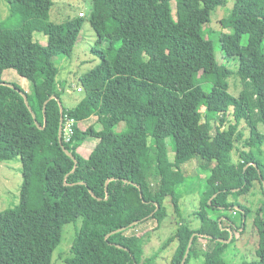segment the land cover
I'll use <instances>...</instances> for the list:
<instances>
[{
  "label": "trees",
  "instance_id": "1",
  "mask_svg": "<svg viewBox=\"0 0 264 264\" xmlns=\"http://www.w3.org/2000/svg\"><path fill=\"white\" fill-rule=\"evenodd\" d=\"M4 2L0 163L20 162L22 183L18 204L0 211V264H52L67 224L75 233L66 264H148L155 257L142 262L141 237L112 239L148 220L161 225L168 216L165 201L176 223L163 244L176 242L170 264H181L191 237L185 264L199 256L202 264H228V243L235 242L236 228L244 233L251 212L238 197L256 186L263 196L252 219L258 245L255 257L242 264H264V134L250 116L251 104L264 106V0H232L219 20L221 31L205 27L212 10L201 0H90L85 21L96 35L91 50L99 62L78 77L83 97L70 109L63 106L52 56H69L64 50L71 38L64 33L73 26L77 34L84 17L54 25L51 0ZM36 33L57 38L60 50L45 53ZM241 56L247 72L235 74L228 63ZM156 69L169 81L171 100L160 93ZM6 70L25 78L29 91L4 81ZM200 71L205 82L196 84ZM232 76L240 85L237 96L229 93ZM61 115L63 123L95 117L101 128L82 131L75 123L65 141L63 131L58 138ZM87 138L98 142L84 160L77 150ZM195 157L204 175L198 209L189 216L198 220L197 229L183 217L175 185L168 187L172 175L182 179L173 168ZM207 209L231 215L212 218ZM237 213L239 223L232 218Z\"/></svg>",
  "mask_w": 264,
  "mask_h": 264
},
{
  "label": "rangeland",
  "instance_id": "2",
  "mask_svg": "<svg viewBox=\"0 0 264 264\" xmlns=\"http://www.w3.org/2000/svg\"><path fill=\"white\" fill-rule=\"evenodd\" d=\"M53 3L52 8L50 9L49 16L51 22L55 25L56 22H63L65 19H77V14L79 12L84 13V26L82 30L78 32V36L76 37V33H73V27L71 31L66 32L64 34L70 35L69 46L66 48V52L69 53L68 57L58 55L52 56V59L55 63V66L58 69L57 81L58 85H60L64 94L61 95V100L64 108L70 109L74 107L80 99L83 97V92L76 93L75 83H77L78 77L82 74L90 71L94 68L99 60L92 53L91 48H93L96 40V35L85 21V17L87 12L90 9V0H51ZM137 2H143V0H133ZM201 3L204 6H208L212 10L211 22L207 24L205 27L214 31H221V27L219 25V20L224 17L228 13V9L232 6V0H201ZM175 5V3H173ZM179 3H176V6H179ZM8 16V8L7 4L4 0H0V21H3ZM224 32H229L230 30H223ZM37 34V33H36ZM73 35V36H71ZM46 36L51 40L53 37ZM44 37L40 34V38ZM217 38V37H216ZM68 39V37H67ZM48 40V41H49ZM66 42V41H65ZM67 43V42H66ZM215 56L220 61L221 60V52L219 51V43L217 42L215 45ZM244 56L239 58V61H232L228 63V67L237 74L240 72H247V67L245 66ZM140 77L145 78V70L144 63L141 61L140 63ZM156 80L159 85L160 93L163 96H166L172 99V93L170 91L169 81L163 77L161 71L156 69ZM4 73L3 78L10 84H14L18 87H21L27 93L29 91V83L28 81L20 77L16 74L15 71L9 70ZM194 81L196 84L204 83L205 77L203 72H198ZM256 81L260 84L261 77L257 76ZM240 90V85L238 79L232 76L229 79V93L233 96H237ZM68 91L73 92L72 95H68ZM67 92V93H66ZM74 100L73 103L69 102V99ZM250 116L251 120L256 126L257 130L264 134V106L259 105L258 103L251 104L250 107ZM228 120L231 122V117L229 115ZM79 125V129L82 131L86 130L89 126L94 127V129L99 130L101 126L97 123L95 117H91L88 120L84 121L82 124L77 123ZM123 128V124L120 125L119 130ZM245 130V134L247 136L248 131L243 125L242 127ZM117 131V130H116ZM159 132V129L157 130ZM93 138H87L84 142V146L81 150H78V154L86 160L90 154V152L94 149L93 145H96L98 140L94 141ZM53 140L52 136H48V141ZM160 144H161V139ZM94 142V143H93ZM93 144V145H92ZM240 146V144H239ZM264 147V145H263ZM264 151V148H263ZM167 161L173 164V154L167 149L166 150ZM234 160L237 159V152L233 154ZM200 161L198 158H194L186 164L180 166V169L173 168L174 171L180 172L182 175V179L180 181H176L174 175L171 176L170 181L168 182V187H172L175 185L174 194L179 202L180 210L182 211V215L185 220L189 223V225L195 229L199 227V222L192 216L189 217L194 211L198 209V202L200 196L198 194V181L203 178L204 175L201 172ZM176 182H175V181ZM174 181V182H173ZM22 183L21 176V164L18 161H7L0 163V211L8 208H13L18 204L19 201V190ZM257 188V189H255ZM263 196L256 186L246 195H241L238 197V202L245 204L251 212L246 218L245 221V230L244 233H240L239 227L234 232L235 242L228 243L229 246L225 251L224 257L228 261V264H242L244 261H251L255 257V250L258 245V238L256 236V231L252 224V219L255 213V210L259 208L260 201H262ZM164 205L166 207V212L168 213L167 218L161 223V225L157 226V222L155 219L148 220L136 228L126 231L123 233L122 237H114L112 240L115 242H123L124 238H129L131 235H137L141 237L143 243V258L142 262L147 258L155 257L148 264H170V260L173 256V253L176 248V242H172L168 247L163 248V244L165 241L173 234L176 223L173 220V208L169 204V202L165 201ZM209 215L212 218H216L219 215L225 213L226 215H231V212L227 211H216L207 209ZM233 220L236 223L240 222L241 216L236 214V216H232ZM75 227L73 224H67L63 227L62 230V239L56 250L54 251L52 257V264H66L65 259L69 255V248L74 238ZM199 242L204 244V240L200 239ZM231 242V240H230ZM163 248L160 249V248ZM203 258L201 256L197 258H191L188 264H202Z\"/></svg>",
  "mask_w": 264,
  "mask_h": 264
},
{
  "label": "crops",
  "instance_id": "3",
  "mask_svg": "<svg viewBox=\"0 0 264 264\" xmlns=\"http://www.w3.org/2000/svg\"><path fill=\"white\" fill-rule=\"evenodd\" d=\"M50 19V18H49ZM50 23H53V22H51V20H50ZM56 25H62V24H64V21L63 22H56L55 23ZM75 25V24H74ZM84 26V22H83V25H82V27ZM73 27V26H72ZM72 27H71V29H72ZM82 27L81 28H79V30L81 31L82 30ZM44 36V35H43ZM71 36H73V35H71ZM78 36V33L76 34V37ZM49 37H51V36H49ZM33 39L35 40V41H37V42H39L41 45H42V47H43V49H44V52L45 53H48V54H54L56 51H59L60 50V47L58 46V43H57V41H58V39L57 38H52L51 40H49V38H47L46 36H44V37H42V38H40V33H37V34H34V36H33ZM49 40V41H48ZM65 51V50H64ZM65 54H68L67 52L65 53ZM69 55V54H68ZM57 56V55H56ZM63 56H65V57H68L67 55H63ZM8 71V74L10 73L9 72V70H6V71H4L3 72V74H2V79L5 81V79L3 78V75H4V73L5 72H7ZM9 75H12V74H9ZM7 82V81H6ZM60 88H62L60 85H58ZM21 88V87H20ZM77 88H81L80 87V85H79V83H78V81H77V83H75V87L73 88L72 87V89H75V91H76V93H77ZM65 92L63 91L62 93H61V95H63ZM67 93V92H66ZM72 93L73 92H71V91H68V95H72ZM72 97H70V98H68L69 99V102H71V103H73L74 102V100L73 99H71ZM81 100V99H80ZM79 100V101H80ZM79 101H78V103H79ZM77 103V104H78ZM76 104V105H77ZM75 105V106H76ZM74 106V107H75ZM73 108V107H72ZM88 120V119H87ZM86 121V120H85ZM84 121H81V122H78V123H83ZM79 125L80 124H77V127H79ZM92 140H94V141H96V139H92ZM94 143V142H93ZM82 145H83V143H82ZM80 146L79 148H78V150H81L84 146ZM93 145V144H92ZM95 145H93V147H94ZM78 150H77V153H78Z\"/></svg>",
  "mask_w": 264,
  "mask_h": 264
},
{
  "label": "built area",
  "instance_id": "4",
  "mask_svg": "<svg viewBox=\"0 0 264 264\" xmlns=\"http://www.w3.org/2000/svg\"><path fill=\"white\" fill-rule=\"evenodd\" d=\"M79 17H84L82 13H79ZM77 92H82L81 88H77ZM76 122L73 119L67 118L65 123L62 124V131L64 133L65 141H68L70 135L72 134V127ZM78 123V122H77ZM76 123V124H77Z\"/></svg>",
  "mask_w": 264,
  "mask_h": 264
},
{
  "label": "water",
  "instance_id": "5",
  "mask_svg": "<svg viewBox=\"0 0 264 264\" xmlns=\"http://www.w3.org/2000/svg\"><path fill=\"white\" fill-rule=\"evenodd\" d=\"M59 107H60V113H61L62 112V105H61V103L59 104ZM62 124H63V117L61 115L60 116V121H59V129H58V138L59 139H61ZM137 223L138 222H135L134 225H136ZM231 238H232V234H230V238L227 241H229ZM192 240H193V237H191L190 240H189V243H188L187 249L185 251L184 257H183V259L181 261V264H185L186 258L188 256V253H189V250H190V247H191ZM222 241L224 242V240H222Z\"/></svg>",
  "mask_w": 264,
  "mask_h": 264
},
{
  "label": "clouds",
  "instance_id": "6",
  "mask_svg": "<svg viewBox=\"0 0 264 264\" xmlns=\"http://www.w3.org/2000/svg\"><path fill=\"white\" fill-rule=\"evenodd\" d=\"M78 15H79V13H78ZM62 133V132H61Z\"/></svg>",
  "mask_w": 264,
  "mask_h": 264
}]
</instances>
